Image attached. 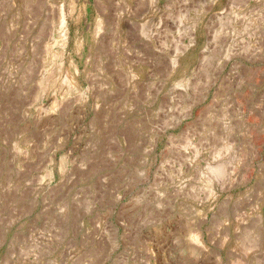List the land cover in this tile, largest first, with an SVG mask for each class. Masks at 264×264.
Masks as SVG:
<instances>
[{"label": "rangeland", "instance_id": "rangeland-1", "mask_svg": "<svg viewBox=\"0 0 264 264\" xmlns=\"http://www.w3.org/2000/svg\"><path fill=\"white\" fill-rule=\"evenodd\" d=\"M0 264H264V0H0Z\"/></svg>", "mask_w": 264, "mask_h": 264}, {"label": "bare ground", "instance_id": "bare-ground-1", "mask_svg": "<svg viewBox=\"0 0 264 264\" xmlns=\"http://www.w3.org/2000/svg\"><path fill=\"white\" fill-rule=\"evenodd\" d=\"M182 68H184L183 66H182ZM178 79H180V78H178ZM182 79V78H181ZM221 170V169H220ZM222 171V170H221ZM219 174V173H218ZM216 175V174H215Z\"/></svg>", "mask_w": 264, "mask_h": 264}]
</instances>
